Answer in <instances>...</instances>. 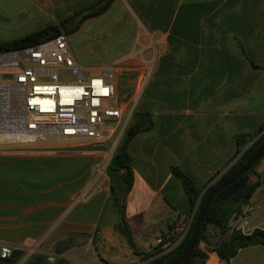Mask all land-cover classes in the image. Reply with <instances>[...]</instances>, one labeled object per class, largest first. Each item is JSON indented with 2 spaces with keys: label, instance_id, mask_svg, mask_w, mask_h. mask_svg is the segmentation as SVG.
Masks as SVG:
<instances>
[{
  "label": "crops",
  "instance_id": "crops-1",
  "mask_svg": "<svg viewBox=\"0 0 264 264\" xmlns=\"http://www.w3.org/2000/svg\"><path fill=\"white\" fill-rule=\"evenodd\" d=\"M30 1L47 22L40 30L99 0ZM88 25L106 44L104 66L149 73L136 110L149 115L152 127L129 144L134 183L125 215L128 245L137 247L135 236L153 238L151 250L163 234L185 235L198 208L173 169L201 197L236 161V138L264 133V0H114L81 29ZM109 28L117 33L112 41L104 33ZM107 144L52 138L0 144V244L23 257L68 260L78 238L120 239L111 186L123 180L122 173L107 175L114 154L106 159ZM105 160L103 176L97 167ZM250 181L260 185L231 224L246 235L264 230V160ZM208 233L219 240L217 229ZM220 263L264 264V244Z\"/></svg>",
  "mask_w": 264,
  "mask_h": 264
},
{
  "label": "built area",
  "instance_id": "built-area-1",
  "mask_svg": "<svg viewBox=\"0 0 264 264\" xmlns=\"http://www.w3.org/2000/svg\"><path fill=\"white\" fill-rule=\"evenodd\" d=\"M0 70L8 72L0 79L1 145H28L52 138L93 141L101 147L105 140L124 132L131 119L118 85L119 64L95 71L82 66L65 34L30 48L0 53ZM65 73L75 80H63ZM148 74L143 73L137 100ZM183 236L175 242L171 235L161 237L157 246L169 252ZM13 252L0 244V260L9 259ZM48 261L53 263L55 258L48 257Z\"/></svg>",
  "mask_w": 264,
  "mask_h": 264
},
{
  "label": "trees",
  "instance_id": "trees-1",
  "mask_svg": "<svg viewBox=\"0 0 264 264\" xmlns=\"http://www.w3.org/2000/svg\"><path fill=\"white\" fill-rule=\"evenodd\" d=\"M114 0H99L96 3L84 8L60 22L58 25H49L45 28L37 30L20 39L9 42H0V53H10L21 49L30 48L41 43L47 42L56 38L61 34L70 36L78 32L83 23L91 18L98 17L111 7ZM257 67L258 66H255ZM131 94V92H130ZM134 122L131 126L125 129L123 137L117 146L111 161L107 167V175L112 179L115 175L122 173L123 185L121 187L111 186V194L114 200L116 211L120 218V223L123 224L124 231L128 232L126 215H125V199L131 191L134 183V172L132 169V158L129 154V144L135 135L141 131L148 130L152 127V121L148 114L137 111L133 112ZM238 147V157L232 164L230 169L221 176L207 191L200 197L201 191L193 184L192 180L181 170L174 168L173 174L176 178L182 181L185 190L191 200L193 206L198 202V208L194 220L188 229L187 233L176 245V247L164 252L161 245L156 248V257L152 264H174L181 256L185 249L195 224V220L200 212L203 201L206 195L213 189L220 181L232 175L241 166H243L248 159L264 145V133H261L257 138L240 135L236 138ZM264 160V158L262 159ZM261 160V161H262ZM261 161L245 176L240 178L231 186L227 187L219 193L211 202L207 215L204 220L203 228L200 232L197 245L189 261L186 264H207L201 248L204 245L207 250H211L217 260L229 263L237 256L241 249L253 247L264 244V230L256 229L251 234H243L241 230L231 227L233 221L243 214V207L249 203L252 195L260 185L259 182L252 183L250 175L255 172L256 167ZM218 230L219 240H212V236L208 233L209 228ZM128 237V234L126 235ZM167 236V235H166ZM179 239V238H178ZM177 236L171 238L172 241L178 240ZM134 250L135 246L130 243ZM161 247V248H160ZM24 253L20 251L13 252L11 257L7 260H0V264H18L23 258ZM218 260V262H219ZM26 264H70L65 259H58L50 263L48 257L43 254H36L30 258Z\"/></svg>",
  "mask_w": 264,
  "mask_h": 264
},
{
  "label": "rangeland",
  "instance_id": "rangeland-1",
  "mask_svg": "<svg viewBox=\"0 0 264 264\" xmlns=\"http://www.w3.org/2000/svg\"><path fill=\"white\" fill-rule=\"evenodd\" d=\"M46 24L47 22H44V19L37 14L36 9L33 7L30 0H0V42H9L20 39L37 31L40 27ZM93 32L94 27L88 25L83 27L79 32L68 36V38L78 62L82 66L95 71V69L108 63L107 57L109 54L104 53L106 44L102 43L100 39L101 35L96 36ZM104 33L107 35L109 41H112L117 34L111 28L105 30ZM7 73L8 72L5 70H0V79L2 80L3 76ZM64 76L63 80H75V76L70 73H65ZM143 79L144 75H140L134 70H124L123 74L121 71V74L118 77V85L119 88H121V95L127 104V116L132 113L130 117L131 119L128 121L126 128L131 126L134 122L133 112L137 108V93L141 88ZM117 132L119 133L120 129H118ZM122 133L124 132H121L116 138L108 140L107 147H105V156L107 160L111 157L112 153L115 152L117 146L121 142L123 137ZM107 160L103 162L98 172L99 174H103V176L106 175L105 167ZM116 233L117 234L115 235L119 236L120 239H117L112 235L108 240L103 241L98 237L97 233L94 237L91 235L85 238H78L76 249L69 253L70 257L65 256V258L68 259L67 261L70 264H152V261L156 257L155 250L157 245L151 250L148 249L150 245L154 243L153 238L144 240L143 238L139 239L135 236L134 238L137 247L131 251L129 247L130 245H128L127 233L121 228L116 230ZM182 233L183 229H180L176 235L177 239ZM165 236L166 235L163 234L162 237ZM202 254L205 260H208L213 252L204 248ZM35 255L36 253L23 257L19 264H26V262ZM57 260L58 258L55 257V261ZM207 264H219L214 254L208 260Z\"/></svg>",
  "mask_w": 264,
  "mask_h": 264
},
{
  "label": "water",
  "instance_id": "water-1",
  "mask_svg": "<svg viewBox=\"0 0 264 264\" xmlns=\"http://www.w3.org/2000/svg\"><path fill=\"white\" fill-rule=\"evenodd\" d=\"M263 158L264 145L261 146L237 171H235L232 175L225 178L224 180L220 181L213 189H211V191L206 195L200 212L195 220L191 237L181 256L177 259L174 264H186L191 258L193 251L195 250V247L197 245L200 232L203 228L205 217L213 199L227 187L231 186L240 178L247 175Z\"/></svg>",
  "mask_w": 264,
  "mask_h": 264
},
{
  "label": "snow or ice",
  "instance_id": "snow-or-ice-1",
  "mask_svg": "<svg viewBox=\"0 0 264 264\" xmlns=\"http://www.w3.org/2000/svg\"><path fill=\"white\" fill-rule=\"evenodd\" d=\"M107 93V90L105 89V94Z\"/></svg>",
  "mask_w": 264,
  "mask_h": 264
}]
</instances>
